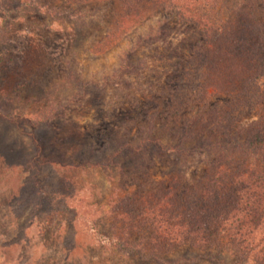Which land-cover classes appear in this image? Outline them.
Wrapping results in <instances>:
<instances>
[{
  "label": "rangeland",
  "instance_id": "374dc122",
  "mask_svg": "<svg viewBox=\"0 0 264 264\" xmlns=\"http://www.w3.org/2000/svg\"><path fill=\"white\" fill-rule=\"evenodd\" d=\"M171 2L146 0L141 13L122 19L123 0H0V264H142L136 255L102 248L81 218L56 214L58 205L93 214L107 233L110 213L127 191L145 201L185 193L219 164L203 151L183 160L161 157L148 145V153L120 157L119 146L146 138L176 144L184 129L201 132L206 113L217 108L235 111L230 133L244 139L242 130L264 115L255 99L240 95L248 69L231 42L221 41L200 71L205 37L194 24H227L230 41L255 42L264 0ZM181 6L198 16L180 15ZM158 28L160 40L137 47ZM128 51L135 68L120 74ZM10 116H23L19 127ZM235 156L261 167L243 153ZM164 257L171 264H256L231 250L190 246Z\"/></svg>",
  "mask_w": 264,
  "mask_h": 264
},
{
  "label": "trees",
  "instance_id": "16d2710c",
  "mask_svg": "<svg viewBox=\"0 0 264 264\" xmlns=\"http://www.w3.org/2000/svg\"><path fill=\"white\" fill-rule=\"evenodd\" d=\"M145 1L123 0L125 15L122 19L141 13ZM162 1L156 0L157 3ZM176 10L182 16H198V11L186 6L177 7ZM208 12L204 11V17ZM194 24L203 30L205 37L204 47L197 54L200 71L210 65L213 50L218 48L221 41L231 42L241 57H244L243 63L248 69L247 79H241L240 95L244 99H255L252 104L264 109V57L259 54L260 51L264 53V25L255 24L258 31L255 42L242 38L236 39L234 43L235 40L230 41L233 39V30L227 24L202 19ZM160 37L158 28L139 39L137 47L146 42H156ZM132 54L133 51L125 53L120 74L134 70L135 66L130 62ZM232 111L224 108L209 111L204 117L207 120L204 121L202 131L192 133L184 129L178 135L176 144H163L160 138H146L139 146L125 143L117 148L115 155L120 157L135 156L139 152H142L141 155L148 153L147 145L161 157L174 156L186 160L191 154L201 151L213 154L219 164L190 191L180 193L173 190L168 197L159 195L153 201H145L140 195L127 191L116 204L117 209L110 213L112 220L107 233L100 230V225L95 223L97 219L92 218L93 214L79 215L75 209L61 204L56 214L60 216L72 212L73 220L81 218L87 223L94 241H99L102 248L109 247L127 257L136 255L142 264H171L166 262L164 256L187 246L207 252L213 250L218 254L231 250L239 254L241 261L252 258L256 264H264V115L255 124L242 130L245 134L242 139L230 133L237 121L235 111ZM22 118L10 116L7 121L19 127L18 119ZM194 140L195 144L191 147L189 142ZM238 153L259 161L261 167L246 165L235 156ZM36 199H27V204ZM24 200L20 199L19 204H24ZM166 204L169 206L167 209ZM50 209L53 210V207ZM41 219L52 222L46 215ZM65 221L63 217L58 223L62 226ZM131 236L138 237V241L130 242ZM201 258L210 263L215 261L209 255ZM194 262L192 260L189 263Z\"/></svg>",
  "mask_w": 264,
  "mask_h": 264
}]
</instances>
